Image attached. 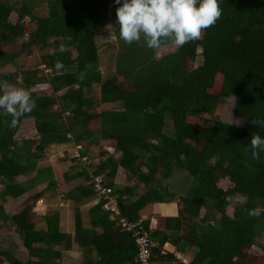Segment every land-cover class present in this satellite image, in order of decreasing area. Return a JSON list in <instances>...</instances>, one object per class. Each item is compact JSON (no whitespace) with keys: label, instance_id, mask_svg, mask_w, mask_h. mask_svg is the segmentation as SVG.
<instances>
[{"label":"trees","instance_id":"16d2710c","mask_svg":"<svg viewBox=\"0 0 264 264\" xmlns=\"http://www.w3.org/2000/svg\"><path fill=\"white\" fill-rule=\"evenodd\" d=\"M42 1L44 14H38L34 0H0V65L35 46L45 49L35 68L0 71V82L28 90L37 105L15 127L10 126L13 117L0 109V196L25 200L11 214L0 203V226L9 220L26 249L21 258L0 248V264H62L63 251L74 242L83 254L76 264H140L135 233L122 227L120 217L128 223L142 220L147 228L150 217L141 219V210L168 202L175 203L177 214H154L153 264H183L163 249L166 242L180 253L192 251V264H264L257 262L264 260V243H258L264 234V151L256 160L249 147L252 135L264 137V126L251 122L264 121V0H220L222 18L203 39L161 56L143 38L126 44L117 22L115 70L108 77L100 68L97 29L120 5L115 0ZM12 11L16 21L9 17ZM25 16L32 23L29 36L21 50H8L5 45L25 34ZM45 82L51 87L36 89ZM231 96L240 125L214 115L221 98ZM25 118L34 119L35 134L20 140L16 134ZM101 140L109 144L92 163L87 150ZM66 141L83 144L79 151L86 160L63 172L64 180L81 182L62 197L76 205L90 200L91 175L103 174L118 213L111 217L96 201L87 208L89 226L82 227L75 211L74 235L60 227L57 210L41 213V226L31 217L44 189L29 190L43 180L44 187L55 188L50 166H38L37 160L52 142ZM118 169L125 174L122 185L113 183ZM175 169L189 178L177 195L165 182ZM224 179L228 187L221 186ZM235 196L241 202L233 205ZM257 208L259 217L248 214ZM255 246L259 255L251 253Z\"/></svg>","mask_w":264,"mask_h":264},{"label":"rangeland","instance_id":"374dc122","mask_svg":"<svg viewBox=\"0 0 264 264\" xmlns=\"http://www.w3.org/2000/svg\"><path fill=\"white\" fill-rule=\"evenodd\" d=\"M36 2V11L38 14H44L47 12V5L42 0H34ZM17 13L12 11L10 14V19L12 21H16L18 19ZM29 16L24 17V22L27 26V30L25 34L19 36L15 41L9 42L5 45V48L8 50H21L22 42L28 38V34L30 32V28L32 27V23H29ZM118 22L116 15H110V18L105 21L98 29H97V41L99 44L100 51V68L103 72L104 77H108L114 73L115 70V57L117 53V36L115 33L116 23ZM111 25L109 28L108 26ZM177 46L174 44H166L159 51H157V56H161L165 53L171 52L175 50ZM31 52L21 51V56L14 62L8 63L7 65L1 66L0 71H8L12 69L19 68L21 70L32 69L41 64L42 62V54L45 52V49H41L38 46L32 48ZM201 57L198 58V64L200 62ZM41 66V65H40ZM123 82H125L123 80ZM36 87V86H35ZM34 87V88H35ZM50 83L45 82L40 87L36 88L38 90H47L50 88ZM235 102L234 96L229 98H221L219 104L217 105V109H215V116L222 121L240 125L243 122L242 118H239L233 113V105ZM103 108H112L114 104H104ZM34 119L33 118H25L20 122L17 137L22 140L23 138L33 136L35 134L34 127ZM95 126H98L95 122ZM71 141L66 142H52L44 149L43 155L38 158L37 165H49L51 168L52 176L55 180V188L52 187H44L46 181H41L37 183L34 187L29 190V193L35 192L39 189H44L42 193V197L37 199L32 204L33 212L31 217L36 221L37 226L42 225V220H40V214L57 210L59 212L60 218V227L67 232H70L74 235L75 225H74V212L77 211L79 217L82 220V227L89 226V217L87 216V208L92 204V198L88 201H83L76 205L71 199H65L62 197V193L67 189L71 188L74 183L81 182V179H72V180H64L63 172L69 173L73 172L79 166L84 164L82 159L73 156L72 151L74 150V143H70ZM109 144L107 140H101L98 145H91L87 150V155L89 159L92 161L97 160L99 156H101L102 146L106 147ZM80 147H83L81 144ZM71 153V154H70ZM83 154V153H82ZM93 163V162H92ZM187 173L182 170L175 169L174 174L171 178L166 179L165 182L169 185V190H171L174 194L182 193L187 187ZM25 178L23 175H17L16 179L21 180ZM116 178L119 184L125 183L126 178L125 174L122 170L118 171L116 174ZM190 181V180H189ZM221 186L228 187L230 185L229 181L224 179L220 181ZM1 189V183H0ZM141 187L139 186L138 191ZM25 200L23 196H19L16 198L5 197L2 198L0 196V203L3 205L4 211L7 214H11L12 212L18 210L23 204ZM232 204L234 205L236 202H241L240 196H235L231 199ZM76 207V209H75ZM173 207V206H172ZM170 207V208H172ZM162 208V206H161ZM169 208V207H168ZM173 209V208H172ZM174 210L169 211V213H173ZM229 211H232V207H229ZM163 213V212H162ZM166 213V212H164ZM258 243H264V234L260 237ZM0 248L7 249L10 252H13L15 255L25 258L26 257V249L23 247L19 233L16 231L12 223L9 220H6L4 224L0 226ZM80 246L74 242L72 244V248L70 250L63 251V256L61 259L62 264H76L77 261H82V254H80ZM251 253L255 255H259L260 249L257 246L251 248ZM189 256L192 257V251L189 252ZM78 257V260L77 258ZM264 260L259 259L257 262L262 263ZM2 264H9L7 260H4Z\"/></svg>","mask_w":264,"mask_h":264},{"label":"clouds","instance_id":"9594fccd","mask_svg":"<svg viewBox=\"0 0 264 264\" xmlns=\"http://www.w3.org/2000/svg\"><path fill=\"white\" fill-rule=\"evenodd\" d=\"M115 3L120 5L116 9L119 38L126 44L143 38L146 45L155 51H159L166 42L183 47L203 39L205 32L214 27L223 15L220 0H123L122 4L121 0H115ZM56 66L58 69L62 67L59 62ZM36 106L28 90L0 82V109L13 117L10 126L15 127L19 118ZM251 122L264 126V121L259 119ZM249 147L252 158L259 160L260 152L264 151V137L252 135ZM248 214L259 217L261 209H252ZM147 229L150 232L151 229Z\"/></svg>","mask_w":264,"mask_h":264},{"label":"built area","instance_id":"2783aa9c","mask_svg":"<svg viewBox=\"0 0 264 264\" xmlns=\"http://www.w3.org/2000/svg\"><path fill=\"white\" fill-rule=\"evenodd\" d=\"M80 146V143L74 144L72 155L82 159L84 162L86 160V156L80 153ZM90 184L93 187L95 202L101 200L102 207L109 209V211L113 213L112 216H114V214H118L114 197L110 195L112 188L106 184L105 176L103 174H92ZM120 222L122 227H126V229L129 230L131 228V230L135 233L134 236L138 247V259L140 260V264H153V261L150 260L149 257L151 247L155 245V243L149 238V230L145 228L144 225L140 224L139 221H130L128 223L122 216L120 217ZM177 257L183 264H192L191 261L184 255L177 254Z\"/></svg>","mask_w":264,"mask_h":264},{"label":"crops","instance_id":"0c3cea01","mask_svg":"<svg viewBox=\"0 0 264 264\" xmlns=\"http://www.w3.org/2000/svg\"><path fill=\"white\" fill-rule=\"evenodd\" d=\"M120 171V169L117 170V172ZM116 172V174H117ZM116 174L113 178V183L114 184H119L118 181H117V178H116ZM76 179V178H75ZM72 180V179H71ZM77 183V182H76ZM76 183H74L72 186H74ZM123 184V183H121ZM89 202V201H88ZM92 204L95 202L94 200V197L92 198ZM162 206V208H161ZM173 206V207H172ZM169 207V208H168ZM172 207V208H170ZM173 211V213H169V211ZM163 212V213H162ZM166 212V213H164ZM154 214H159V215H162V216H167V215H176L177 214V207L175 205L174 202H168V203H157V204H152L144 209L141 210V215H140V218L141 219H146L147 217H150L149 219V228L152 230V229H155L158 225H157V220L156 218H154ZM111 216V215H110ZM163 249L165 250H168V251H172L175 255L177 254H180V255H184L186 256L188 259L191 258V256H189V252L186 253V254H183V253H180L178 251L175 250V248L168 242H166L164 245H163ZM83 255V254H82ZM77 260H78V257H76Z\"/></svg>","mask_w":264,"mask_h":264}]
</instances>
